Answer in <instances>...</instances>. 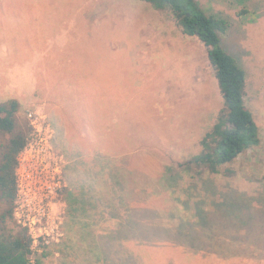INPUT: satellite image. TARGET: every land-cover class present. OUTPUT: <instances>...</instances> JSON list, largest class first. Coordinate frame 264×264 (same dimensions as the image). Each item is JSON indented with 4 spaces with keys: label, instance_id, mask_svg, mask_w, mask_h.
I'll use <instances>...</instances> for the list:
<instances>
[{
    "label": "rangeland",
    "instance_id": "rangeland-1",
    "mask_svg": "<svg viewBox=\"0 0 264 264\" xmlns=\"http://www.w3.org/2000/svg\"><path fill=\"white\" fill-rule=\"evenodd\" d=\"M3 2L6 0H0V4ZM196 2L206 13L220 15L229 22L227 30L220 34V42L246 73L244 100L258 127V144L221 167L217 174L198 169L184 171L177 166L202 150L200 140L223 108V102L203 44L193 36L182 34L167 11L155 9L141 0H47L51 16L46 23L48 39L44 42L51 46L42 48L41 61L36 59L35 53L28 51L23 56L14 49L22 41L36 42L40 30L21 25L18 17H26L23 14L15 13V19L8 16L11 23L3 21L0 14V44L11 41L12 59H20L13 62L11 70L17 75L19 71L15 68L28 69L30 82L37 78L38 87L41 84L43 89L50 88V92H38L37 100L27 101L6 80L4 83L5 64L0 46V101L15 94L21 101V117L25 118L28 110L35 109L51 122L53 146L59 149V152L55 149L58 153L64 155L65 151L66 154L67 187H74L76 179L90 182L95 172L77 152L91 154V150L101 148L102 152L97 150L95 155L106 153L111 158L110 163L122 165L121 158L137 156L136 163H128L130 168H125L124 171L130 170L123 180L127 188L139 190L135 197L140 199L131 192L132 196L125 195V198L132 205L140 200L139 208L157 209L162 227L170 232L173 229L167 225L169 211L174 213L175 209L184 220L194 223L199 211L215 214L214 205L220 202V193L247 197L244 199L248 202L243 201L248 210L241 208L232 212L251 214L248 224L238 222L240 215L232 216L229 210L226 216H214L212 222L216 224L211 222L209 230L196 228L202 242L196 247L202 246L203 250L189 249L182 240L176 245L162 241L164 234L159 226L150 234L151 240L154 237L151 245L139 247L134 255L136 241H121L113 255L125 259L127 264H264V0ZM72 21L78 25H73ZM7 27L14 31L17 27L15 34H9ZM23 34H26L24 40ZM58 44L62 45V50ZM8 59L11 58L5 60ZM86 60L92 61L93 88L98 101L90 133L98 131L101 137L95 141L101 144H90L91 139L79 140L73 136L78 127L66 115L61 103L77 98L74 88L66 94L59 91V87L66 84L62 74L71 76L73 63L87 70L86 64L82 65ZM100 61L105 63L104 68ZM77 92L80 93L79 89ZM103 118L106 125L100 128L99 120ZM111 152L122 155L114 158ZM167 167L173 171L166 173ZM70 182L73 185H68ZM93 186L97 193L109 192L108 184L94 182ZM64 193L62 191V195ZM184 203L188 209L184 208ZM140 218L144 225V218ZM81 219L84 217L79 216V221ZM106 220L100 226L111 227L112 221ZM144 231H134V234L138 236ZM63 235L62 231L60 240ZM60 240L50 244H58ZM112 242L116 244V239ZM40 249L33 247L35 252ZM131 255L134 262L130 261ZM81 257L76 254L72 262L82 263ZM45 262L55 264L57 260L48 256Z\"/></svg>",
    "mask_w": 264,
    "mask_h": 264
},
{
    "label": "trees",
    "instance_id": "trees-1",
    "mask_svg": "<svg viewBox=\"0 0 264 264\" xmlns=\"http://www.w3.org/2000/svg\"><path fill=\"white\" fill-rule=\"evenodd\" d=\"M141 1L149 3L155 9L167 11L182 34L193 36L203 44L206 58L212 68L213 76L222 98L223 108L216 115L210 129L205 132L200 140L202 150L178 163L177 166L182 167L184 171L198 169L217 174L220 172L221 167L233 162L239 154L259 142L258 127L254 122L252 112L248 109L244 100L246 73L234 57L222 47L220 42V34L227 30L229 22L220 15L206 13L198 6L196 0ZM46 3L47 0H6V2L0 4L1 19L3 21L8 20L6 23H11L12 21L11 18H7L8 16L15 19L17 18L15 13L23 14L26 17H18L20 18L19 22L22 23L21 25L40 30V33L36 35V42L22 41L20 45L14 48L23 56L28 51L31 54L35 53L38 55L36 59L40 61L42 60L41 55L44 54V51H41L42 48L51 46L50 43L46 44L44 42L45 39H48L45 33L46 23L51 16L49 13L50 8H47ZM244 12L245 10L242 9L241 13ZM60 16L62 24V14ZM72 24L78 25L74 21H72ZM11 28L7 27V32L15 34L17 27H15V31ZM82 28H85L83 23ZM23 35L24 40L26 39V34ZM4 37H6L5 34ZM0 46L2 48V62L5 64L2 69L3 82L6 80L7 84L11 87L13 86L14 91L19 95H23L27 101L37 100L36 96L42 90L50 92L49 87L43 89L41 84H39V87L37 86V78H35V82L34 79L30 82L28 69L20 71L15 68L19 71L15 75L14 69L11 70V66L14 61L16 63L20 59H12L10 53L11 41L1 43ZM58 48L62 50V45L58 44ZM85 52L89 53L90 50ZM6 57L11 59L5 60ZM52 61L58 63L53 59ZM76 63L79 65V60ZM85 64L87 70L83 67L75 66V63H73L70 68L72 72H69L71 76L62 74L66 78V84L59 87V91L66 94L70 92L71 88H74L76 90L74 94H76L77 98L66 104L60 102L64 105L63 108L66 115L78 127L77 131L80 129L73 136L79 140L88 141L91 139V143L88 142L90 144H99L100 142L95 141L98 137H101L98 131L95 134L90 133L91 122L95 121V113L98 110V101L95 100L96 94L93 88V75L91 74L93 73L92 61H82V65L85 66ZM104 64L102 63L103 68ZM6 66L7 69H5ZM59 69L61 70L60 66ZM77 89H79L80 93L77 92ZM6 98L0 101V264H47L45 259L48 256L57 260L55 264H87V262L89 264H127L125 259L113 255V252L120 247L121 241L124 242L130 239L136 241L135 243L138 246L134 249L132 254L134 255L139 247L151 245L154 237L152 236L151 240L150 234L153 233L155 227L157 229L159 226L163 229L164 236L162 241L164 240V242L172 245L181 244L183 241L187 244V248L201 250L202 246L196 247L197 244H202L199 241L200 234L196 232L197 227L209 230L214 216H226L229 210L231 212L241 208H245V211L248 210V206L244 203V201H247L244 198L247 197H243L238 193L239 198L235 193L230 195L220 193L221 200L214 205L215 214L210 215L199 211L196 214L194 223L184 220L181 215L177 214L175 209L174 213L169 211L167 225L168 228L173 229V232H170L171 230L162 227L163 224L157 209L147 206L139 208L137 205L140 200L136 201L134 199L135 202L133 201L132 205V202L125 198V195L129 196L130 192L134 197L139 193V190L132 191L133 189L127 188L123 180L126 172L130 170L128 163L135 162L134 160L137 156L128 155L123 157L121 158L122 165H119L117 162L110 163L109 159L111 158L105 153V149H102L105 153L104 155H95L97 150L102 152L101 148L91 150V154L83 155L81 150L75 149V151L79 150L77 153L80 154L81 158L83 157L85 162L91 164L88 167L92 168L93 172L95 171L90 178L91 184L89 181L85 183L84 180L76 179L74 184L76 187L65 188L70 218L73 220L76 213L79 212L84 217V221H81V226L78 227V230L73 227V224L69 225L67 239L62 238L58 244L55 243L56 245H40V251L35 252L31 248V238L27 233V229L19 224L14 217L16 157L26 142L29 123L26 113L25 118L20 115L21 101L19 98L15 94ZM102 109L105 113L106 106L104 105ZM99 122L100 128L106 125L104 118L100 119ZM54 148L59 152L56 146ZM63 153L66 157L65 151ZM117 154L111 152V155H115L114 158H119L122 155ZM88 158L91 160L89 161ZM127 166L129 167L128 170L124 171ZM65 167L66 165H64V177L66 178ZM172 171V168H166V173ZM94 182L108 184L109 192L99 191L97 193L93 186ZM68 185L73 184L70 182ZM98 208L102 209V211ZM184 208H189L186 203H184ZM251 210L253 212L252 208ZM99 211L100 218H98ZM93 212L98 213L96 214L97 216ZM234 213L237 212H232V216H234ZM105 214L107 216H104ZM127 215H129V218ZM238 215H240L238 222L243 225L251 221V214L240 211L235 214V216ZM140 216L145 220L144 225L141 223ZM106 219L112 221L113 225L111 227L104 228L100 226L107 221ZM143 229L145 231L142 234L138 236L134 234V231H142ZM114 239H116V244L112 242ZM80 251H83L82 254H78ZM76 254L83 256L81 257L82 263H78V261L76 263L72 262V258ZM32 255L34 256L33 259ZM132 255L130 261L134 262Z\"/></svg>",
    "mask_w": 264,
    "mask_h": 264
},
{
    "label": "built area",
    "instance_id": "built-area-1",
    "mask_svg": "<svg viewBox=\"0 0 264 264\" xmlns=\"http://www.w3.org/2000/svg\"><path fill=\"white\" fill-rule=\"evenodd\" d=\"M29 131L15 167V220L27 229L31 248L58 242L66 205L62 191L65 156L53 146L54 129L35 109L27 111ZM38 251V250H37Z\"/></svg>",
    "mask_w": 264,
    "mask_h": 264
},
{
    "label": "crops",
    "instance_id": "crops-1",
    "mask_svg": "<svg viewBox=\"0 0 264 264\" xmlns=\"http://www.w3.org/2000/svg\"><path fill=\"white\" fill-rule=\"evenodd\" d=\"M83 180V179H82ZM67 187V185H66ZM65 187V188H66ZM65 188H64V192H65ZM68 188V187H67ZM62 199L64 200L65 202V205H66V210H65V218H64V223L62 225V231H63V238L64 239H67L68 235H67V229L69 227V225H72L73 224V227L76 228L77 230L79 229V225H81L80 221H84L83 219H81L79 221V216H82L79 212L76 213L74 219L72 220L70 218V215H69V208H68V202H67V195H66V192L64 193V195H62ZM72 227V229H73Z\"/></svg>",
    "mask_w": 264,
    "mask_h": 264
}]
</instances>
